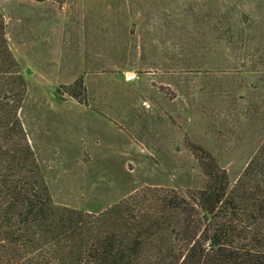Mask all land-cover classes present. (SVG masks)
<instances>
[{
	"label": "rangeland",
	"instance_id": "rangeland-1",
	"mask_svg": "<svg viewBox=\"0 0 264 264\" xmlns=\"http://www.w3.org/2000/svg\"><path fill=\"white\" fill-rule=\"evenodd\" d=\"M0 14L57 207L203 190L192 145L232 185L264 140V0H0Z\"/></svg>",
	"mask_w": 264,
	"mask_h": 264
},
{
	"label": "trees",
	"instance_id": "trees-1",
	"mask_svg": "<svg viewBox=\"0 0 264 264\" xmlns=\"http://www.w3.org/2000/svg\"><path fill=\"white\" fill-rule=\"evenodd\" d=\"M25 95L0 14V264H264V140L232 185L192 145L203 190L144 189L76 211L51 200L20 118Z\"/></svg>",
	"mask_w": 264,
	"mask_h": 264
},
{
	"label": "crops",
	"instance_id": "crops-1",
	"mask_svg": "<svg viewBox=\"0 0 264 264\" xmlns=\"http://www.w3.org/2000/svg\"><path fill=\"white\" fill-rule=\"evenodd\" d=\"M129 80H130V78H129Z\"/></svg>",
	"mask_w": 264,
	"mask_h": 264
}]
</instances>
